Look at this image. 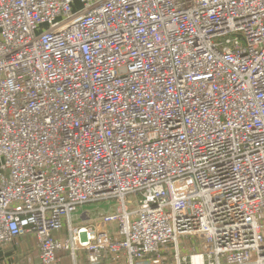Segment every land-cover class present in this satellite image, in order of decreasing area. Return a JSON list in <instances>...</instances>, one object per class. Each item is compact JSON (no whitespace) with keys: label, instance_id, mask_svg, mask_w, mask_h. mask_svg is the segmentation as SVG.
Wrapping results in <instances>:
<instances>
[{"label":"built area","instance_id":"built-area-1","mask_svg":"<svg viewBox=\"0 0 264 264\" xmlns=\"http://www.w3.org/2000/svg\"><path fill=\"white\" fill-rule=\"evenodd\" d=\"M29 234L24 264H264V0H0V247Z\"/></svg>","mask_w":264,"mask_h":264},{"label":"crops","instance_id":"crops-1","mask_svg":"<svg viewBox=\"0 0 264 264\" xmlns=\"http://www.w3.org/2000/svg\"><path fill=\"white\" fill-rule=\"evenodd\" d=\"M39 250L38 242L35 236L29 234L15 239L13 242L0 247V264H24L28 259L38 260ZM72 260V264H89L86 257L82 254L75 260L73 256L67 252H59V263L63 264L67 260ZM196 264H200V260L195 258ZM64 264H70L64 263Z\"/></svg>","mask_w":264,"mask_h":264},{"label":"rangeland","instance_id":"rangeland-1","mask_svg":"<svg viewBox=\"0 0 264 264\" xmlns=\"http://www.w3.org/2000/svg\"><path fill=\"white\" fill-rule=\"evenodd\" d=\"M80 8H81V3L77 1L74 4V9L79 10ZM129 199H131V196L129 197ZM115 203H116L115 200H103V201L85 204L83 207L79 209L77 213L74 214V220H76V218H80L81 215L86 211L90 213L92 219H97V217H99L101 213H106L110 211L111 208H113V206L115 205ZM68 262L72 264L71 262L73 261L70 260L69 258V260L65 261L64 263H68Z\"/></svg>","mask_w":264,"mask_h":264}]
</instances>
